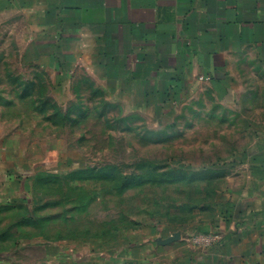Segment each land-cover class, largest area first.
Returning <instances> with one entry per match:
<instances>
[{
  "label": "rangeland",
  "instance_id": "rangeland-1",
  "mask_svg": "<svg viewBox=\"0 0 264 264\" xmlns=\"http://www.w3.org/2000/svg\"><path fill=\"white\" fill-rule=\"evenodd\" d=\"M5 48L0 264H196L210 247L198 235L223 231L264 182L261 63L141 106L113 77L59 79ZM29 211L39 225L12 228Z\"/></svg>",
  "mask_w": 264,
  "mask_h": 264
},
{
  "label": "crops",
  "instance_id": "crops-1",
  "mask_svg": "<svg viewBox=\"0 0 264 264\" xmlns=\"http://www.w3.org/2000/svg\"><path fill=\"white\" fill-rule=\"evenodd\" d=\"M14 41L42 71L113 77L141 98L134 105L147 106L201 81L216 86L238 66L264 65V0H0V56ZM26 186L18 180L17 192L31 198ZM243 201L221 243L196 248V264H264V182ZM26 214L10 226L39 225ZM171 236L162 245L178 240L166 243Z\"/></svg>",
  "mask_w": 264,
  "mask_h": 264
},
{
  "label": "built area",
  "instance_id": "built-area-1",
  "mask_svg": "<svg viewBox=\"0 0 264 264\" xmlns=\"http://www.w3.org/2000/svg\"><path fill=\"white\" fill-rule=\"evenodd\" d=\"M221 239H222V233L221 231H217V230H213L208 234L198 235V240L207 246H212L216 243H219Z\"/></svg>",
  "mask_w": 264,
  "mask_h": 264
},
{
  "label": "water",
  "instance_id": "water-1",
  "mask_svg": "<svg viewBox=\"0 0 264 264\" xmlns=\"http://www.w3.org/2000/svg\"><path fill=\"white\" fill-rule=\"evenodd\" d=\"M179 238H180V233H176L175 235L169 237L165 242L168 243V242L174 241Z\"/></svg>",
  "mask_w": 264,
  "mask_h": 264
},
{
  "label": "trees",
  "instance_id": "trees-1",
  "mask_svg": "<svg viewBox=\"0 0 264 264\" xmlns=\"http://www.w3.org/2000/svg\"><path fill=\"white\" fill-rule=\"evenodd\" d=\"M221 240H222V239H221ZM219 243H221V241H220ZM216 244H218V243H216ZM216 244H214V245H216Z\"/></svg>",
  "mask_w": 264,
  "mask_h": 264
}]
</instances>
